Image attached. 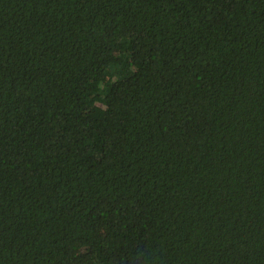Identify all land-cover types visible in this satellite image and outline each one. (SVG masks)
Returning a JSON list of instances; mask_svg holds the SVG:
<instances>
[{"label":"trees","instance_id":"trees-1","mask_svg":"<svg viewBox=\"0 0 264 264\" xmlns=\"http://www.w3.org/2000/svg\"><path fill=\"white\" fill-rule=\"evenodd\" d=\"M0 264H264V0H0Z\"/></svg>","mask_w":264,"mask_h":264},{"label":"rangeland","instance_id":"rangeland-1","mask_svg":"<svg viewBox=\"0 0 264 264\" xmlns=\"http://www.w3.org/2000/svg\"><path fill=\"white\" fill-rule=\"evenodd\" d=\"M101 109V105H96L95 110L98 112Z\"/></svg>","mask_w":264,"mask_h":264}]
</instances>
